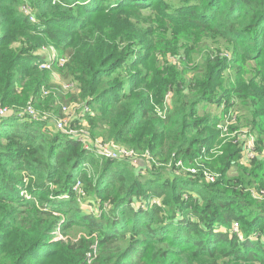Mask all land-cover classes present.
Returning <instances> with one entry per match:
<instances>
[{"label": "trees", "instance_id": "1", "mask_svg": "<svg viewBox=\"0 0 264 264\" xmlns=\"http://www.w3.org/2000/svg\"><path fill=\"white\" fill-rule=\"evenodd\" d=\"M28 1L35 23L19 0H0V107L43 99L48 75L37 52L56 44L92 107V133L156 163L136 167L48 121L5 117L0 264H264V200L248 190L262 195L264 161L229 177L241 152L224 154L222 176L209 184L176 166L219 136V121L199 114L203 104L238 101L264 148V0H182L177 9L169 0ZM62 25L70 35L53 27ZM167 53L175 63L161 65ZM168 94L172 108L159 115L154 104L163 108ZM75 227L85 235L67 233Z\"/></svg>", "mask_w": 264, "mask_h": 264}, {"label": "rangeland", "instance_id": "2", "mask_svg": "<svg viewBox=\"0 0 264 264\" xmlns=\"http://www.w3.org/2000/svg\"><path fill=\"white\" fill-rule=\"evenodd\" d=\"M19 1V10L21 11V13L24 14L25 9L29 10L31 15L34 16L36 22L38 9L28 0ZM169 1L174 5V8L176 9L182 3V0ZM182 15L185 16V14ZM70 25L73 24L69 23L66 24V26L64 27L70 30ZM53 27L61 31L63 29L64 33H66L67 31L65 28H63V25ZM68 32L70 31H67V33ZM70 34L68 33V35ZM205 49L220 50L222 52L226 51L225 46L223 44H208ZM37 56L42 57L43 61H48L51 66V68H48L39 65V70L42 73L48 75V78L41 89L43 99L40 98L37 99V101L31 99L25 106H22L20 104L5 106L12 107L11 113H14L8 115L7 117L18 118L23 123L28 121L32 123V120L39 119L41 121H48L53 126L52 129L57 130L58 132L63 133L64 135H67V137L75 138V136H73L74 134H78L80 137H82L87 134V136L89 137V144L92 143V145H94L89 146V149L93 147L94 149L101 152L102 150L103 152L106 151V149H108L106 143L112 142L104 141L101 137L98 136V134H93L90 130V127L88 128L89 120L86 118V115L92 113V107L87 105L86 95L81 89L79 81H77L71 74L72 72L69 66L70 55L64 53L63 49H60L58 45L49 44L40 49L37 52ZM227 56L231 57V54ZM197 57V62L201 64L202 59L200 58V55H197ZM157 58L160 59L161 65H163V63L167 61L169 63H175V57L172 53L158 54ZM43 61H40L39 64L43 63ZM61 61L64 62L62 63ZM58 62H61L62 65L58 64ZM178 65L180 70L184 72L185 77L187 79L192 77V74H190L189 70L185 68L184 62L179 61ZM234 75V71H227L225 73V80L229 77L234 78ZM172 103V95L168 94L163 104V108L155 104L154 107L159 115H164L170 111L173 105ZM233 103L235 104L233 105ZM93 107L95 108V105H93ZM28 110L34 113V115L29 114ZM199 114L203 117L211 115L219 121V125L217 127V132L219 133V136L215 140L214 144L211 145L210 150L206 148L203 149L202 152L194 150L193 153H196V155L189 161H182L181 158L176 160V166L181 168L180 172L185 171L193 175H199L200 173H203V175L201 174L202 181L209 184L217 181L222 176V170L224 169V154H230L233 152L237 153L238 149L241 152L240 160H237V156L235 158V164L231 165L227 172V176L229 177H239L240 174L243 172V169H245V167L250 166L252 160L259 158V160L264 161V148L262 150L258 148V131L253 129L249 124L246 123V120H248L251 116L250 114H248V110L244 109L238 101H233L230 105H224V103L219 104L217 102L203 104L200 107ZM59 123L63 125L62 130L59 129L57 126V124ZM2 125L3 124H1L0 127ZM250 138L252 139V142L254 141L255 151L253 153V157L247 159L246 148L248 145L247 142ZM244 147L246 148L244 149ZM136 154L138 157V162H142V164L144 163L145 165L151 167L154 163H156V159H154L152 155H142L138 153ZM120 160L131 162L134 165L133 161L131 160ZM137 166L139 165L137 164ZM258 181V185H260L261 183L264 187V165L261 168ZM257 188L258 186L255 185L251 188H248V190L254 193L253 197L256 196L258 198L257 201H262L264 200V190L261 192L262 195H259L256 191ZM83 199L84 197L82 195L80 196V198H78L79 201L83 202V209L88 213H95V207L87 205L83 201ZM235 227L236 229H238V224H235ZM80 230V228L75 227L71 230H67V233L69 235H76L78 237L84 236L85 234Z\"/></svg>", "mask_w": 264, "mask_h": 264}, {"label": "built area", "instance_id": "3", "mask_svg": "<svg viewBox=\"0 0 264 264\" xmlns=\"http://www.w3.org/2000/svg\"><path fill=\"white\" fill-rule=\"evenodd\" d=\"M23 15L26 18H28L31 22H33V23L35 22L34 16L31 15L29 10L25 9ZM49 62H51V61H49ZM61 62L63 63L64 61H61ZM61 62H58V64L62 65ZM39 65H41L43 67L51 68L50 63H48V61H43V63H41ZM11 108L12 107H0V118L14 114V113H11V111H12ZM28 113L31 115H34V113L30 112L29 110H28ZM20 116H23V115H20ZM57 126L59 129H61V130L63 129V125L61 123L57 124ZM73 136H75L76 139H79L80 141H82L83 143H85L88 146L89 137L87 136V134H85L82 137H80L78 134H74ZM106 144L108 146V149H106V151H104V152H103V150H102V152L100 151L101 153L104 154V156H107V157L113 158V159L114 158L115 159H128V160L133 161L134 165H136V166H137V164L139 165L137 154L134 151H132L128 148L116 145L114 143H106ZM247 144H246L247 148L244 147V149L246 148V155H247L246 158L250 159L251 157H253V153L255 151L254 141L252 142V139L250 138L249 141L247 142ZM87 148H89V146ZM79 185H80V183H78V186Z\"/></svg>", "mask_w": 264, "mask_h": 264}, {"label": "water", "instance_id": "4", "mask_svg": "<svg viewBox=\"0 0 264 264\" xmlns=\"http://www.w3.org/2000/svg\"><path fill=\"white\" fill-rule=\"evenodd\" d=\"M6 117H7V116H6ZM7 118H10V117H7ZM3 119H5V117H3V118H0V121H1V120H3Z\"/></svg>", "mask_w": 264, "mask_h": 264}]
</instances>
